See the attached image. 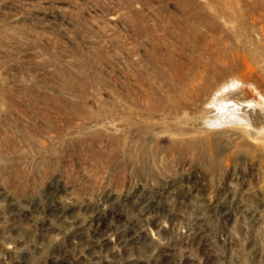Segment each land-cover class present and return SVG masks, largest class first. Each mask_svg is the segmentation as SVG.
<instances>
[{"label":"rangeland","instance_id":"rangeland-1","mask_svg":"<svg viewBox=\"0 0 264 264\" xmlns=\"http://www.w3.org/2000/svg\"><path fill=\"white\" fill-rule=\"evenodd\" d=\"M0 264H264V0H0Z\"/></svg>","mask_w":264,"mask_h":264},{"label":"bare ground","instance_id":"bare-ground-1","mask_svg":"<svg viewBox=\"0 0 264 264\" xmlns=\"http://www.w3.org/2000/svg\"><path fill=\"white\" fill-rule=\"evenodd\" d=\"M227 103H228V101H227ZM122 110H124V109H122ZM131 112V111H130ZM154 111L153 110H149V113H153ZM131 114V113H130Z\"/></svg>","mask_w":264,"mask_h":264}]
</instances>
